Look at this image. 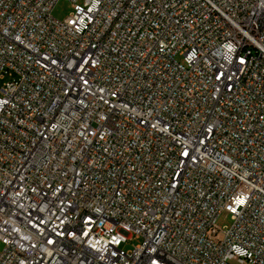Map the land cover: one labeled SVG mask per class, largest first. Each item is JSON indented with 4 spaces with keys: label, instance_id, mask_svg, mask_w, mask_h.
<instances>
[{
    "label": "built area",
    "instance_id": "obj_1",
    "mask_svg": "<svg viewBox=\"0 0 264 264\" xmlns=\"http://www.w3.org/2000/svg\"><path fill=\"white\" fill-rule=\"evenodd\" d=\"M67 1L0 0V264H264V0Z\"/></svg>",
    "mask_w": 264,
    "mask_h": 264
},
{
    "label": "rangeland",
    "instance_id": "obj_2",
    "mask_svg": "<svg viewBox=\"0 0 264 264\" xmlns=\"http://www.w3.org/2000/svg\"><path fill=\"white\" fill-rule=\"evenodd\" d=\"M78 3L81 4L82 0H78ZM72 10V3L68 2L67 0H57L56 4L54 5L51 15L57 20L65 19L69 12ZM3 80H0V84ZM231 223L230 215L226 212H222L216 219V224L220 228L228 227ZM138 243L136 239H130L126 244L123 245L124 250L131 249L134 245ZM3 245L0 243V251L2 250ZM231 264H235L232 262Z\"/></svg>",
    "mask_w": 264,
    "mask_h": 264
}]
</instances>
